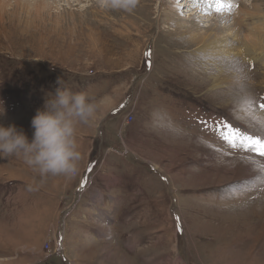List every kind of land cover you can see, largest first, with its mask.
<instances>
[{
	"label": "rangeland",
	"instance_id": "1",
	"mask_svg": "<svg viewBox=\"0 0 264 264\" xmlns=\"http://www.w3.org/2000/svg\"><path fill=\"white\" fill-rule=\"evenodd\" d=\"M195 1L0 0V122L31 137L58 79L97 104L76 126L75 175L42 176L0 156V264H264V189L241 183L254 173L239 159L264 157L229 148L213 127L264 131L237 105L246 93L264 116V67L176 32L180 19L228 25L205 10L209 0ZM86 152L96 157L89 178ZM56 179L67 187L57 198L47 195Z\"/></svg>",
	"mask_w": 264,
	"mask_h": 264
},
{
	"label": "clouds",
	"instance_id": "2",
	"mask_svg": "<svg viewBox=\"0 0 264 264\" xmlns=\"http://www.w3.org/2000/svg\"><path fill=\"white\" fill-rule=\"evenodd\" d=\"M113 7L134 6L132 0H111ZM53 96L44 100L30 121L29 137L15 123L0 122V156H16L40 175L73 176L81 159L76 139L78 123H87L97 111V104L84 92L74 93L57 81ZM5 109L0 101V116Z\"/></svg>",
	"mask_w": 264,
	"mask_h": 264
},
{
	"label": "bare ground",
	"instance_id": "3",
	"mask_svg": "<svg viewBox=\"0 0 264 264\" xmlns=\"http://www.w3.org/2000/svg\"><path fill=\"white\" fill-rule=\"evenodd\" d=\"M16 1L22 2L30 0ZM196 1L198 3H204V0ZM196 1L193 2V5H195ZM205 5L208 7L205 9L206 11L211 10L209 2H205ZM250 5L251 7L249 6L248 1H243L242 3L241 0H230V7L233 6L234 8H237V11L231 16V18H228L226 16L227 13H229V7H226L223 13L219 16L220 19H218L221 22H228V25L208 24L198 27L196 24L192 23L194 21H189L187 23L184 21L185 19H180L177 20L178 23H176L175 31L182 33L183 35L191 36L193 41H196L197 43L200 42L199 48L201 50L210 49L213 55H224L228 57L251 56L249 59L254 60V62H261L264 67V13L262 4H257L253 0H250ZM192 13L194 12H190L189 14ZM172 16H174V14H172ZM199 16L204 17L203 14H200ZM188 19H190L189 15ZM244 29L246 30V33L243 35L242 32ZM234 43L237 45L234 46ZM222 82L223 80L216 77L214 78V84L212 86L218 87Z\"/></svg>",
	"mask_w": 264,
	"mask_h": 264
},
{
	"label": "snow or ice",
	"instance_id": "4",
	"mask_svg": "<svg viewBox=\"0 0 264 264\" xmlns=\"http://www.w3.org/2000/svg\"><path fill=\"white\" fill-rule=\"evenodd\" d=\"M135 3V0H132ZM209 7L213 8L216 13H222L226 7H230V0H209ZM146 56L151 55V52H146ZM218 59H226V57H218ZM236 71L242 72V69L237 68ZM243 91V85H241ZM238 107H243L250 115L251 119L255 121L260 129L264 130V116H258L251 112L253 107V98L244 94L237 99ZM123 107V105H121ZM260 108L264 109V103L260 104ZM215 131L218 133V138L226 142L231 149L243 150L246 153H255L259 157H264V131L256 134H250L242 131L240 128L233 127L226 121H218L213 125ZM240 161L248 166L254 175L241 183L246 186L255 187L257 184L264 189V161H259L255 157L241 155ZM81 186H84L82 182ZM179 220V218H177ZM179 228V224L177 225Z\"/></svg>",
	"mask_w": 264,
	"mask_h": 264
},
{
	"label": "crops",
	"instance_id": "5",
	"mask_svg": "<svg viewBox=\"0 0 264 264\" xmlns=\"http://www.w3.org/2000/svg\"><path fill=\"white\" fill-rule=\"evenodd\" d=\"M97 153H99V152H97ZM89 154L91 155L92 154V152H86L84 155H82V161H83V163L85 162V161H89L91 158H90V156H89ZM89 156V157H88ZM93 159H91V162L88 164V167L85 169V170H88V178H89V174L91 175L92 173V171H93V169H94V167H95V163H94V161H95V159H96V157H92ZM96 162V161H95ZM84 167V165L81 167V169H80V167L78 166V170H82V168ZM96 169H97V167H96ZM95 171V170H94ZM90 172V173H89ZM77 173V172H76ZM56 178H62V176H56ZM82 182H84V179H83V176L80 178V180L76 183V185L73 187V189H72V196H75L79 191H80V188L82 187L81 186V184H82ZM53 185V187L51 186H48L47 187V189H49L50 191H48L47 192V195H51L54 191H56L55 193H54V195L56 196V198L57 197H59V196H61L62 197V192H64L66 189H67V187H65L64 185V182H62L60 179H56L53 183H52ZM7 188L8 187H3V188H0V194H1V197L2 196H4L5 195V193L7 192ZM5 197V196H4ZM73 198V197H72ZM63 199H64V197H63ZM68 203V202H67ZM60 204V203H59ZM68 205H70V201H69V204ZM69 208V207H68ZM56 210H57V205H56ZM62 212H63V210H61V211H59L58 213H57V218H58V220H59V218H61L60 216H62L63 214H62ZM62 214V215H61ZM52 219V218H51ZM65 234V233H64ZM62 236V234L59 236L56 232L54 233V239H55V243H54V250L56 249V240H58L59 241V239L60 238H62L61 237ZM23 242H25V240H23ZM28 243V242H27ZM33 245V244H32ZM30 246H31V244H30Z\"/></svg>",
	"mask_w": 264,
	"mask_h": 264
}]
</instances>
